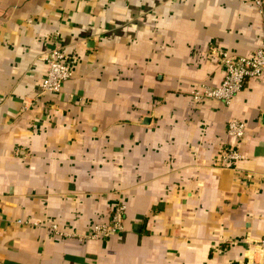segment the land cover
I'll use <instances>...</instances> for the list:
<instances>
[{"label":"crops","instance_id":"0c3cea01","mask_svg":"<svg viewBox=\"0 0 264 264\" xmlns=\"http://www.w3.org/2000/svg\"><path fill=\"white\" fill-rule=\"evenodd\" d=\"M263 37L264 0H0V264H264V75L192 97L223 80L213 49ZM120 203L123 230L85 238Z\"/></svg>","mask_w":264,"mask_h":264},{"label":"built area","instance_id":"2783aa9c","mask_svg":"<svg viewBox=\"0 0 264 264\" xmlns=\"http://www.w3.org/2000/svg\"><path fill=\"white\" fill-rule=\"evenodd\" d=\"M259 12L262 13L263 0H253ZM215 55L224 71L221 84L217 87L202 86L200 91L194 92V100H217L228 105L235 96L242 90L244 84L251 79H256L264 75V37L261 45L252 54L247 56L231 55L225 51L213 49ZM46 75L41 82V90L44 93H60L63 84L72 77L73 59H70L62 48L50 50L46 57ZM246 126L242 121L230 120L227 123L226 133L232 144L223 149L220 154L222 167L233 168L235 163L241 158L238 146L246 136ZM125 217V206L120 203L114 209L109 222L98 224L92 233L87 235V239H102L123 230ZM257 247L264 250V237L257 243Z\"/></svg>","mask_w":264,"mask_h":264}]
</instances>
